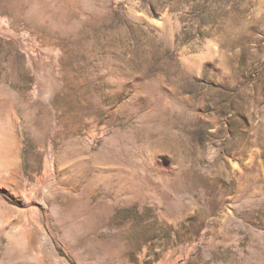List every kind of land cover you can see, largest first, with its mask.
Here are the masks:
<instances>
[{
    "label": "rangeland",
    "instance_id": "1",
    "mask_svg": "<svg viewBox=\"0 0 264 264\" xmlns=\"http://www.w3.org/2000/svg\"><path fill=\"white\" fill-rule=\"evenodd\" d=\"M0 264H264V0H0Z\"/></svg>",
    "mask_w": 264,
    "mask_h": 264
},
{
    "label": "trees",
    "instance_id": "2",
    "mask_svg": "<svg viewBox=\"0 0 264 264\" xmlns=\"http://www.w3.org/2000/svg\"><path fill=\"white\" fill-rule=\"evenodd\" d=\"M9 200V199H8ZM11 201V200H10Z\"/></svg>",
    "mask_w": 264,
    "mask_h": 264
}]
</instances>
